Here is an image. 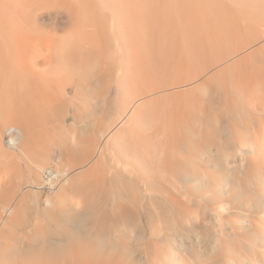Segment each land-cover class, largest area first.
<instances>
[{"label":"bare ground","instance_id":"1","mask_svg":"<svg viewBox=\"0 0 264 264\" xmlns=\"http://www.w3.org/2000/svg\"><path fill=\"white\" fill-rule=\"evenodd\" d=\"M244 22L264 0H0V264H264Z\"/></svg>","mask_w":264,"mask_h":264},{"label":"rangeland","instance_id":"2","mask_svg":"<svg viewBox=\"0 0 264 264\" xmlns=\"http://www.w3.org/2000/svg\"><path fill=\"white\" fill-rule=\"evenodd\" d=\"M242 9V8H241ZM245 23V22H244ZM244 23H242V25H244V26H250V27H253L255 24H258V23H255V24H253V26H252V22H251V24L249 25V24H247V23H245V24H247V25H245ZM261 23L262 22H260L259 24H258V26L260 27L261 26ZM254 27H256V25L254 26ZM262 31L264 30L263 28H264V24L262 23ZM249 28V27H248ZM258 28V27H257ZM261 29V28H260ZM259 31V30H258ZM248 32H250V31H248ZM261 99H262V94H261ZM263 101H264V99H262ZM259 102V103H258ZM257 103H256V105H255V107H262V106H260V105H262V103H261V101H260V99H259V101H258ZM264 103V102H263ZM5 131H7V129L5 130ZM4 137H3V139L6 141V139L8 140L9 138H7V137H9L7 134H6V132L4 133V135H3ZM4 146H5V148H7V147H10L8 144H7V142H4ZM8 149V148H7ZM208 153H210V152H208ZM212 153V152H211ZM210 153V154H211ZM213 153H215V152H213ZM63 167H66L65 165H63Z\"/></svg>","mask_w":264,"mask_h":264}]
</instances>
